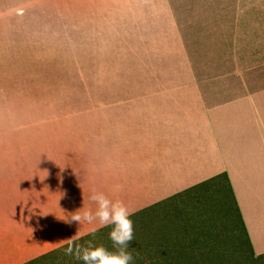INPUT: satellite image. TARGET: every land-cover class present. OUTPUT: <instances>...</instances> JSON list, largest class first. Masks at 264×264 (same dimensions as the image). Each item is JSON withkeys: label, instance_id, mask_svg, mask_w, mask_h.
Returning <instances> with one entry per match:
<instances>
[{"label": "rangeland", "instance_id": "1", "mask_svg": "<svg viewBox=\"0 0 264 264\" xmlns=\"http://www.w3.org/2000/svg\"><path fill=\"white\" fill-rule=\"evenodd\" d=\"M163 2L0 0V180L7 176L14 187L20 260L74 234L80 226L60 218L82 202L94 207L88 196L95 189L135 210L134 264L159 256L264 264L224 174L154 205H133L130 197L147 193L146 183L130 180L122 158L100 140L121 131L128 111L158 104L154 95L198 92L195 79L209 93L223 88L221 78L263 87L264 0L258 22L209 23L211 31L195 23L196 37L183 38L170 36L171 23L152 12ZM108 231L83 224L79 237L90 236L79 243L94 239L111 250ZM65 243L20 264H82L64 255ZM166 245L171 252H158Z\"/></svg>", "mask_w": 264, "mask_h": 264}, {"label": "crops", "instance_id": "2", "mask_svg": "<svg viewBox=\"0 0 264 264\" xmlns=\"http://www.w3.org/2000/svg\"><path fill=\"white\" fill-rule=\"evenodd\" d=\"M245 1L164 0L162 11L152 12L171 23L176 33L170 36L196 37L195 23H208L205 30L211 31L209 23L258 22V0ZM217 82L223 88L212 93L204 89L206 83L195 79L196 93L154 95L158 104L128 111L121 131L107 132L100 140L122 158L130 180L146 183L147 193L130 197L133 205H154L226 173L252 250L264 255V83L252 88L258 84L245 78ZM4 178L0 180V264L23 263L58 248L65 242L62 239L75 234L43 246L36 254L31 250L20 260L17 202L13 184L9 186V177Z\"/></svg>", "mask_w": 264, "mask_h": 264}, {"label": "clouds", "instance_id": "3", "mask_svg": "<svg viewBox=\"0 0 264 264\" xmlns=\"http://www.w3.org/2000/svg\"><path fill=\"white\" fill-rule=\"evenodd\" d=\"M88 199L94 207H85L82 202L81 207L60 219L70 225L76 223L80 227L89 224L109 228L108 239L112 242V249L95 243L94 239L84 243L77 242L80 238L78 227L74 235L61 240L66 242V247L63 248L64 255L81 261L82 264H134L133 252L129 247L134 239L131 217L135 210L124 201L112 199L103 191L95 189L90 192ZM96 231L97 227L94 226L89 234L94 236Z\"/></svg>", "mask_w": 264, "mask_h": 264}, {"label": "trees", "instance_id": "4", "mask_svg": "<svg viewBox=\"0 0 264 264\" xmlns=\"http://www.w3.org/2000/svg\"><path fill=\"white\" fill-rule=\"evenodd\" d=\"M223 174H224V176H225L226 179H227L228 185H229V187H230V189H231V193H232V196H233V191H232V188H231L230 182H229V180H228V176H227L226 173H223ZM233 199H234V196H233ZM236 209H237V207H236ZM237 212H238L239 219H240V221H241V223H242L243 229H244V231H245L244 223H243V221H242V218H241V215H240L238 209H237ZM100 229H101V228H100ZM102 229L104 230V228H102ZM95 233H96V232H95ZM245 233H246V231H245ZM89 236H90V235H89ZM89 236L87 235V236L81 237V238H79V240H78L77 242H80L81 240H83L84 238L89 237ZM246 236H247V235H246ZM91 237H92V235L90 236V238H91ZM247 239H248V242H249V244H250V241H249L248 236H247ZM160 243H161V242H160ZM161 245H165V244H164V243H161ZM250 246H251V244H250ZM167 247H168V245H166V249H163V248L159 247L157 250H158V252H160V253L171 252V250H170V249H167ZM187 261H188V262H187ZM151 264H192V262H189V260H187V259L180 260V259H178V258H175L174 256H159V257H157V258L152 259Z\"/></svg>", "mask_w": 264, "mask_h": 264}]
</instances>
